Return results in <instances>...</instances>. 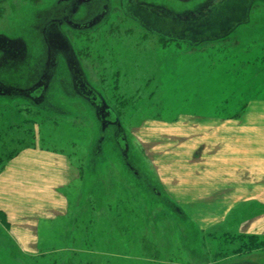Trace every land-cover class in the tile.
Listing matches in <instances>:
<instances>
[{"label":"rangeland","instance_id":"1","mask_svg":"<svg viewBox=\"0 0 264 264\" xmlns=\"http://www.w3.org/2000/svg\"><path fill=\"white\" fill-rule=\"evenodd\" d=\"M56 2L74 0H0L9 65L46 67L35 87L20 74L2 80L0 154L36 144L81 173L58 189L64 213L40 220L34 254L7 237L0 264H264V235L198 227L179 212L174 184L179 131L264 114V0H90L81 18L103 2L101 21L65 23V40L47 42L48 17L34 8ZM52 39L66 57H45ZM22 43L39 59L27 61ZM69 70L89 84L90 105Z\"/></svg>","mask_w":264,"mask_h":264},{"label":"crops","instance_id":"2","mask_svg":"<svg viewBox=\"0 0 264 264\" xmlns=\"http://www.w3.org/2000/svg\"><path fill=\"white\" fill-rule=\"evenodd\" d=\"M53 7L44 11L34 8L37 17H48L41 27L43 32ZM32 29L39 27L34 25ZM43 36L45 40L50 38L48 32ZM22 45L25 51L19 52L24 58L27 56V61L39 59L26 44ZM8 52L7 49L0 51V94L7 91V84L2 80L13 73L22 75L27 80L25 85L38 86L43 72L39 64L36 67L34 62L29 70L21 71V67L9 65L12 62L8 58L11 60L12 56ZM58 73L55 71L52 75L54 80L69 79ZM70 78L74 90L85 86L82 92H76L90 105L93 97L89 94V84L76 86L72 74ZM240 116L231 118L230 115L220 123L209 118L207 123H199L197 130L179 131V174L174 180L176 201L184 210L179 209L184 218L192 219L198 227L207 224L219 229L231 225L237 233L264 235V114L256 116V121L241 117L242 121L233 123ZM80 173L63 154L36 144L21 146L11 157L4 158L0 168V245L8 237L10 241L6 244L13 243L20 251L34 254L40 220L64 213L68 200L58 189L68 186ZM172 181L166 179V185Z\"/></svg>","mask_w":264,"mask_h":264},{"label":"flooded vegetation","instance_id":"3","mask_svg":"<svg viewBox=\"0 0 264 264\" xmlns=\"http://www.w3.org/2000/svg\"><path fill=\"white\" fill-rule=\"evenodd\" d=\"M64 1H68V0H64ZM56 3L57 4L54 5L55 9L57 8L56 15H55V9H54V12L52 11L50 13L51 18H50V20L46 26V31L43 32V30H41L43 33L48 32V37H50V38H54L56 36V38H58V40L55 39L56 41H61L63 39L65 40L66 33H64V29L67 27V25L65 26V23L70 24V22H73V23L83 22L82 25H85L88 22L94 21V19H95V22H97L104 15V13H103L104 12L103 2H101L100 6L97 9H94V11H93L94 15L91 16L93 18L88 17L86 15L84 18H81V16L83 15V14L81 15L82 9L84 8V6H87L90 4V0H74L73 5L63 3V2H56ZM78 16H79V18H77ZM100 21H101V19H100ZM92 23H94V22H92ZM94 24H91L90 28H93ZM63 25H64V28H63ZM43 33H42V36H43ZM46 40L48 41V39H46ZM51 41H52L51 44H49L50 48H49V45H46V46H48V48H47L45 57L46 58L49 57V55L51 53H52L51 56H56V54L57 55L62 54L63 57H66V55L63 51L58 50V48H60V45L56 44L53 39ZM49 42H50V40H49ZM45 69H46V67L41 69L44 72V73L43 72L41 73L42 76H43V74H46ZM69 72L71 74L72 71H69ZM53 74H54V72L51 73V75H53Z\"/></svg>","mask_w":264,"mask_h":264},{"label":"trees","instance_id":"4","mask_svg":"<svg viewBox=\"0 0 264 264\" xmlns=\"http://www.w3.org/2000/svg\"><path fill=\"white\" fill-rule=\"evenodd\" d=\"M217 4V3H216ZM213 5V7H219L220 8V4H222V3H220V4H218V5ZM151 23V22H150ZM156 23V22H155ZM213 27V26H212ZM160 36H161V38H164L166 41L167 40H173V38H174V36H178L177 34H175V35H173L171 38H169V39H167V38H165L164 36H162V34H160ZM208 38H213V37H208ZM119 73V69H115V71H113V75H115V77L117 76V74ZM128 95V97H126V98H123L122 97V99L121 100H125V102L127 101L128 102V99H129V102H130V99L132 100L134 97H135V95H133V93H131V94H129V93H127ZM133 97V98H132ZM111 107L114 109V111L116 112V113H118L117 112V110H116V106L115 105H111ZM116 107V108H115ZM120 111L122 110V109H119ZM27 145V144H26ZM14 152V151H13ZM13 152H10V153H7V154H0V168L3 166V161H4V158H9V157H11L12 156V154H13ZM4 157V158H3ZM256 235H249L248 237H249V239L250 238H253V237H255ZM248 246H252V244L251 243H249L248 244Z\"/></svg>","mask_w":264,"mask_h":264},{"label":"snow or ice","instance_id":"5","mask_svg":"<svg viewBox=\"0 0 264 264\" xmlns=\"http://www.w3.org/2000/svg\"><path fill=\"white\" fill-rule=\"evenodd\" d=\"M0 51H2V48H0Z\"/></svg>","mask_w":264,"mask_h":264}]
</instances>
